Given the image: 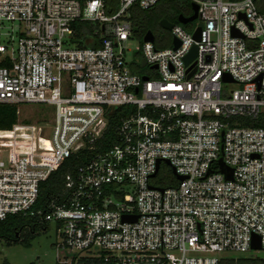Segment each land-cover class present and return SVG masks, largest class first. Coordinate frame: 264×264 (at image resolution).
I'll return each mask as SVG.
<instances>
[{
	"label": "built area",
	"instance_id": "2783aa9c",
	"mask_svg": "<svg viewBox=\"0 0 264 264\" xmlns=\"http://www.w3.org/2000/svg\"><path fill=\"white\" fill-rule=\"evenodd\" d=\"M163 1L117 0L109 14L108 0H0V104L55 108L29 122L18 109L0 130V221L54 224L57 264H222L257 236L264 250V127L244 123L264 116V0H189L201 24L129 56L133 8ZM80 21L99 27V47L74 42ZM168 166L177 174L164 182Z\"/></svg>",
	"mask_w": 264,
	"mask_h": 264
},
{
	"label": "trees",
	"instance_id": "16d2710c",
	"mask_svg": "<svg viewBox=\"0 0 264 264\" xmlns=\"http://www.w3.org/2000/svg\"><path fill=\"white\" fill-rule=\"evenodd\" d=\"M108 13H115L118 9L117 0H108L107 4ZM192 2L189 0H167L160 2L153 9H150L151 15L148 11L142 10L139 7H135L132 10L130 20L133 26V36L139 40L141 45L144 43V37L148 31H153L156 34V29L162 28L160 22L162 19H168L175 24H180L178 18L181 14L191 15L192 12ZM151 19L155 21L154 26L150 24ZM185 28H189V25H183ZM75 41L82 47L97 48L100 46L99 42H92V38L95 31L99 30L96 24L90 22L80 21L75 23ZM168 32V30H166ZM171 36V33L167 35ZM171 39V37H170ZM169 39V40H170ZM155 43L158 47L166 48L163 45L160 46L156 41ZM137 57L141 58L140 67H143L144 59L141 53L137 54ZM18 106L0 104V130H9L18 121L17 116ZM118 123V119H112L111 125L108 131L110 137L115 136V126ZM246 126L250 127H264V116L260 119L244 120ZM74 159H70L65 162L59 171L54 173L51 178L44 182L41 186V202L46 201L48 197L54 193L62 183L63 176L69 171V165L74 163ZM29 221L27 218L20 216H11L4 221H0V240L5 239L10 242H20L23 229L26 227L25 222ZM31 222V221H29ZM37 227V226H36ZM35 226H32L33 234H35ZM234 263L233 260L224 261L222 264ZM237 264H247V262L239 261Z\"/></svg>",
	"mask_w": 264,
	"mask_h": 264
},
{
	"label": "rangeland",
	"instance_id": "374dc122",
	"mask_svg": "<svg viewBox=\"0 0 264 264\" xmlns=\"http://www.w3.org/2000/svg\"><path fill=\"white\" fill-rule=\"evenodd\" d=\"M151 12L150 10L148 11L149 15H151ZM154 23L155 21L151 19L150 24L154 26ZM199 24H201L199 20L193 23V25ZM11 28V24L5 23L2 32L7 33ZM169 32L160 28L156 29V41L160 46L169 47L172 44V37L167 36ZM9 39L7 35L1 37V40L5 43ZM128 46L131 50L129 56H131L132 52L141 47V43L137 38L132 37ZM237 87L235 84L228 86L229 89ZM18 109L20 110V121L29 122L30 120L50 119L55 115V108L47 104H21ZM168 168L164 167L158 176L164 182L175 176L173 169L170 166ZM24 224H26V227L23 229L20 242L0 240V264H57V254L54 245L58 242V236L55 225L52 224L47 230H44L41 226H35L36 232L33 234L32 226H34V223L27 221ZM224 255L233 259L234 263L231 262L230 264H237L239 261L247 262V264H264V250H251L247 253Z\"/></svg>",
	"mask_w": 264,
	"mask_h": 264
},
{
	"label": "water",
	"instance_id": "95a60500",
	"mask_svg": "<svg viewBox=\"0 0 264 264\" xmlns=\"http://www.w3.org/2000/svg\"><path fill=\"white\" fill-rule=\"evenodd\" d=\"M192 14L187 16L185 14H181L178 18V21L180 24L182 25H189L190 23H193L194 21H196L198 19V11H199V7L198 5L192 3ZM243 18H245V15L242 14L241 15ZM162 28L170 31L175 23L171 22L170 20L168 19H162L161 22H160ZM201 33H202V28L199 27L196 29V31L194 32V39L196 41H200L201 40ZM233 36H236V37H243L242 34H240L238 31H235L233 32ZM144 42H151V43H154L155 42V34L153 33V31H148L147 34L145 35L144 37ZM180 41L177 39V38H174L173 39V45H174V49H177L179 48L180 46ZM198 55V46L195 45L191 52L186 56L185 58V62H186V65L189 66L193 61L194 59L197 57ZM155 68H157V66H155ZM195 73V71H193L191 74H190V77ZM145 80H148L147 77H145ZM225 81H231V77L229 75L225 76L224 78ZM168 164H170L169 161H167ZM160 164V162H159ZM220 166H221V171L223 173H225L228 178H231L232 177V170L228 169L227 166L225 165L224 161H223V157L220 159ZM174 173L177 174L176 172V169H174ZM181 180H184L185 177L184 176H178ZM125 220H137V217H134V218H128L126 217ZM252 249L253 250H261V242H260V237H255L253 239V244H252Z\"/></svg>",
	"mask_w": 264,
	"mask_h": 264
},
{
	"label": "flooded vegetation",
	"instance_id": "af4514ba",
	"mask_svg": "<svg viewBox=\"0 0 264 264\" xmlns=\"http://www.w3.org/2000/svg\"><path fill=\"white\" fill-rule=\"evenodd\" d=\"M187 16H189V15H187Z\"/></svg>",
	"mask_w": 264,
	"mask_h": 264
}]
</instances>
